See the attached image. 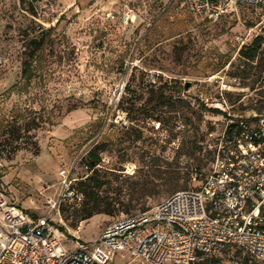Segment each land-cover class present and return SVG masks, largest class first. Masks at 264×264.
Masks as SVG:
<instances>
[{
	"label": "rangeland",
	"instance_id": "1",
	"mask_svg": "<svg viewBox=\"0 0 264 264\" xmlns=\"http://www.w3.org/2000/svg\"><path fill=\"white\" fill-rule=\"evenodd\" d=\"M50 29L27 83L26 41ZM261 36L264 12L247 7L211 22L183 0H0L7 197L36 218L50 217L66 237L89 242L111 222L196 189L192 172L209 174L229 118L264 117V52L253 62L240 55ZM62 169L81 201L51 212ZM247 263L264 264L237 248L195 264ZM112 264L149 263L126 255Z\"/></svg>",
	"mask_w": 264,
	"mask_h": 264
},
{
	"label": "built area",
	"instance_id": "2",
	"mask_svg": "<svg viewBox=\"0 0 264 264\" xmlns=\"http://www.w3.org/2000/svg\"><path fill=\"white\" fill-rule=\"evenodd\" d=\"M211 22L247 7L264 12V0H183ZM0 162V264H112L130 256L149 264H195L229 248L264 263V117L234 118L218 136L215 161L196 189L173 194L151 210L109 223L92 241L68 238L50 217L36 218L12 203ZM71 173L62 169V190L48 199L51 212L80 202Z\"/></svg>",
	"mask_w": 264,
	"mask_h": 264
},
{
	"label": "trees",
	"instance_id": "3",
	"mask_svg": "<svg viewBox=\"0 0 264 264\" xmlns=\"http://www.w3.org/2000/svg\"><path fill=\"white\" fill-rule=\"evenodd\" d=\"M22 3L25 4L26 0H22ZM32 15H36L33 8L29 10ZM253 27V26H252ZM52 29L43 31L41 34L34 36L33 38H28L26 41V49H27V59L23 62V79L30 83L34 79V71L35 68L41 65L43 61V57L45 55L46 47L49 43V39L51 37ZM264 37H258L251 45L244 47L240 51V55L246 59L247 61H254L258 58V56L264 52ZM230 62H226L225 65H228ZM220 70H217L219 72ZM19 85H16L12 88L14 92H20ZM168 90L167 84L161 86L158 89L157 96L163 97L165 92ZM204 111L211 112L215 114H222L219 110L208 109L205 105L201 106ZM14 126L18 125V121L13 123ZM94 129V128H92ZM89 158L91 159V166L96 167L99 165L100 159L95 151H91L89 153ZM199 170L198 168H196ZM200 171V170H199ZM93 215L90 214L88 218H91ZM248 264V263H247Z\"/></svg>",
	"mask_w": 264,
	"mask_h": 264
}]
</instances>
